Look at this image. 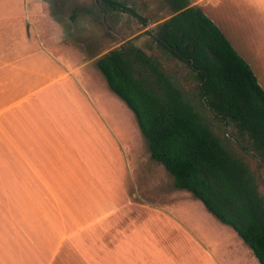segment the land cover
Wrapping results in <instances>:
<instances>
[{
  "label": "crops",
  "instance_id": "crops-1",
  "mask_svg": "<svg viewBox=\"0 0 264 264\" xmlns=\"http://www.w3.org/2000/svg\"><path fill=\"white\" fill-rule=\"evenodd\" d=\"M189 2L264 90V0ZM31 44L0 37V264H246V244L232 234L213 242L188 229L186 215L151 203L161 192L145 181L173 194L174 184L150 156L133 152L129 164L121 118L75 77L81 66L59 67Z\"/></svg>",
  "mask_w": 264,
  "mask_h": 264
},
{
  "label": "trees",
  "instance_id": "trees-1",
  "mask_svg": "<svg viewBox=\"0 0 264 264\" xmlns=\"http://www.w3.org/2000/svg\"><path fill=\"white\" fill-rule=\"evenodd\" d=\"M163 1L171 15L147 33L167 58L193 72L211 119L232 128L238 148L264 165V90L251 67L200 8L189 0ZM97 4L103 14L127 12L147 25L124 3ZM95 66L135 115L150 158L172 176L175 188L231 227L264 264V198L247 164L225 147L160 65L130 42L104 53Z\"/></svg>",
  "mask_w": 264,
  "mask_h": 264
},
{
  "label": "rangeland",
  "instance_id": "rangeland-1",
  "mask_svg": "<svg viewBox=\"0 0 264 264\" xmlns=\"http://www.w3.org/2000/svg\"><path fill=\"white\" fill-rule=\"evenodd\" d=\"M116 1L124 3L128 8H133L147 20V25H143L127 12H114L107 9L105 14L101 13L97 4L98 0H0V37L8 35L18 38L30 37L33 42V46L31 44L34 47L33 51L45 48L46 53L54 57L59 67L81 66L75 77L80 81L88 80L94 83L107 100L111 101L113 111L119 120L121 118L123 135L120 148L126 152L128 162L133 167V152L142 154L143 158L144 156L149 158L148 144L139 130L133 112L114 95L95 63L91 61L92 57L102 56L107 51L119 47L121 43L130 42L160 65L161 70L172 78L193 107L208 119L213 131L221 138L225 147L247 164L264 198V165L238 148L232 139V134H234L232 128L224 127L221 123L211 119L199 96L198 83L193 72L186 65L167 58L152 36L147 33L155 25L170 17L171 11L168 5L163 0ZM47 30L51 33H46ZM51 38L57 39L55 44L52 43ZM39 42L41 45L38 44ZM84 62L88 64L83 65ZM139 72L147 79L150 76L142 69H139ZM257 73L260 82L264 85V71ZM155 164L159 166L167 179L165 185L170 182L172 187V176L162 165L157 162ZM130 175V180L133 179L136 182V172ZM145 183H148L151 189L155 188L154 192H161L160 200L148 201L164 210L170 208V213L173 212L177 216L186 215L188 229L194 232H207L206 239L213 242L226 240L232 234L242 244H245L231 227L219 222L188 191L172 187L173 194L164 188L157 189L155 185H152V178ZM182 218L184 220V217ZM245 246L247 254L244 260L246 264H254L252 260L255 257H251L250 248ZM256 263L259 264L257 260Z\"/></svg>",
  "mask_w": 264,
  "mask_h": 264
}]
</instances>
